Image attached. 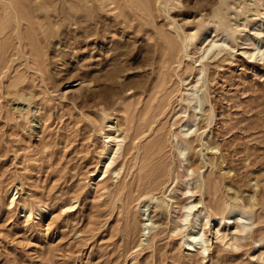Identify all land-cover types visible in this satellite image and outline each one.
I'll return each instance as SVG.
<instances>
[{"label":"rangeland","instance_id":"374dc122","mask_svg":"<svg viewBox=\"0 0 264 264\" xmlns=\"http://www.w3.org/2000/svg\"><path fill=\"white\" fill-rule=\"evenodd\" d=\"M7 1L25 9L20 15L23 32L28 30L26 17L35 19L36 45L28 43L26 53L17 40L19 29H13L18 19L1 10ZM214 1L172 0L168 13L165 3L159 9L155 0H0V264H264L261 53L251 58L244 52L251 48L238 49L240 45L205 58L209 101L204 111L210 118L200 121L203 139L184 160L200 178L222 179L217 194L203 188L206 203L214 197L222 201L253 196L257 204L245 237L234 242L227 228L224 239L212 235L206 255L190 251L180 242L182 234L172 230L175 217L164 207L172 188L182 184L184 157L173 136L182 121L171 126L182 93L174 75L156 98L150 97L152 81L162 70L154 40L170 29L173 19L194 31L201 12L209 11ZM228 7L230 23L247 24L236 32L235 43L246 33L251 36L248 46L254 47L252 32L256 20L264 19V0H230ZM261 37L264 47V34ZM200 46L196 39L177 70L192 65ZM32 57L35 63L29 61ZM173 88L171 103L162 106L163 96ZM21 92L29 98L35 94L24 103L17 96ZM112 120L126 129L125 141L120 156L101 175L103 160L112 150L105 151L103 131ZM135 129L141 130L137 138ZM158 136L164 137L161 149L146 158V146ZM209 141L220 149L206 148ZM159 169L161 182L145 187V173ZM144 204L157 225L145 237Z\"/></svg>","mask_w":264,"mask_h":264},{"label":"bare ground","instance_id":"6f19581e","mask_svg":"<svg viewBox=\"0 0 264 264\" xmlns=\"http://www.w3.org/2000/svg\"><path fill=\"white\" fill-rule=\"evenodd\" d=\"M171 1L172 0H155V2L158 4V5L157 4L156 5L158 6L159 9H161V4L165 3V10L168 13L174 7V5L168 6L169 2H171ZM174 1H176V0H174ZM19 2H21V1H19ZM229 2H230V0L229 1L228 0H216L212 3V6L210 4L211 9L207 6L208 7L207 9H210L209 11H203V8H202L203 12H201V17L198 20V23L196 25H193L196 27V29L194 31H191V29L186 30L188 28H185L183 25H181L177 21V19H173V21L170 22L171 26H170V29L167 30L168 32L167 31L159 32V35H157V37H155V40H154V45H155L154 51H155L157 60L160 62L159 68L160 69L162 68V70H160L158 77L156 79L154 78L152 81L153 82L152 93H150V97L156 98V95L160 91H162L166 87V85H168V82L173 79L174 75L179 78V80H177V82H179L180 87L178 88V86H177V88L182 93L181 97L179 98V100L177 102V106L178 107L180 106V107L175 112V114L177 115V116H175V118H177V117L178 118L174 119V121L171 123V126H173L174 124L177 123V121L179 119L182 121L180 123V126H179L180 127L179 131L178 132L173 131V136L177 142L175 144V146H176L179 154L182 157H184V159H182L183 163H182V170H181L182 184H180L178 186H174L172 188L173 189V195L170 196L168 198V200L164 203V205H165L164 207H165V209H167L169 214H171L175 217L174 222L171 223V226H172V230L174 232H177V234L178 233L182 234V236L180 237L181 244L183 243V245H185L186 249H188L190 251H195L196 253H200L203 255H206L207 253H209L210 246L212 245V242H213V241L211 242V239L213 237L212 235L216 234L217 238H219V239H224L225 235L226 236L228 235V234H225V232H223L224 229H225V231L227 228H228V230H229V228L232 229V234H233L232 238L235 239L234 242L244 238L245 232L251 227V225L253 223V221H251V219H252L251 212L254 210V206L257 204V202L251 200V198L253 196H250L249 198L245 199V198L240 197L239 195L230 196V200L226 199V200H222V201L220 199H216L214 197V198H211L210 201L206 203L205 198H204L205 191L203 190V188H205V190L209 193H212V189H213L214 190L213 192L215 194H217V191L220 189V187L222 185L221 184L223 182L222 179L220 178L219 175H212L208 178L203 176L202 178H200L199 177L200 173L197 172L195 170V168L192 167L190 164L186 165L185 164L186 162H184V160L188 158V154H189L188 150L190 148L194 147V143L197 140L203 139L201 135L204 132V130L199 132V129L201 127V126H199L200 121H202L206 118H210L209 114H205V111H204L205 107H206V106L204 107V104L207 101H209V98H208V95L206 92V89L208 87H207V83H206L207 67H206V64L204 63L205 58H207L209 53L212 51H217L216 55H218L223 49L230 48L231 50H234V49H236L237 46H240V45H241V47H239L238 49H240V48H242V49L251 48V50H246V49L244 50V52L248 53V55L251 58H255L256 54H259V53H261L262 58H264V47H263V44L261 43L262 42L261 36H262V34H264V29L259 28L261 25H264V19L259 18V20H256V22L254 23V28L256 29L255 32H252L254 34L253 38L255 39L254 47L248 46L249 44H248L247 40L251 36L247 35L246 33H244L245 35L243 34L244 36H241V38H242L241 42L239 41L238 43H235V41L238 38L236 32L244 29V27H246L247 24L244 23V25L242 27H240L241 23L240 24L237 23L236 25L230 23V21L228 19L229 18V12H228ZM28 3L29 2H27V4ZM208 3H209V1H208ZM19 5L20 4L16 5L15 3H13V1L12 2L7 1V2L3 3L4 7L1 8V10L3 13L5 10L8 14H14V17L16 19H18V23L16 24V26L13 27V29H19L18 33L16 34L17 38H18L17 40L20 43V47L23 50V52L26 53L27 50H25V49H26V46L28 45V43L32 44L33 48H35V45H36L35 44V30H37V29H35V25H34L35 19H33V17L27 18L26 17L27 15H23V17H26V20H28L29 23L27 25L28 27L26 26V28H28V30L26 32L22 31L21 26H20L21 25L20 15H22V13H24L23 11H25V9H23ZM145 5H146V2H145ZM205 5H206V3H205ZM23 7H24V5H23ZM35 8L30 9V11L28 10V12L31 13L29 16H31L32 13L35 12ZM151 12H153V11H151ZM263 14H264V11H263ZM74 16H76V15L74 14ZM143 16H145V15H143ZM77 18L78 17H76V20H77ZM23 23H24V21H23ZM64 23H65V21H64ZM4 24H6V23H4ZM25 24H26V22H25ZM85 26H87V25H85ZM7 27L8 26L6 25L4 28H7ZM181 29L183 31H181ZM13 31H12V33H13ZM81 31L82 30H80V32ZM88 31L89 30H87V32ZM169 32L171 34H169ZM181 32L184 33V35ZM36 36H38V35H36ZM47 36L49 37V35H47ZM24 38H28V41H25ZM89 39H91V38H89ZM196 39L201 41V44H202V46H200V48L202 50L201 54L192 63V65L185 63V65H183L180 68V70H177V67L179 65H181L184 61V55H182V54H185V55L190 54L189 53V47H190V45H192L196 41ZM5 40H7V38ZM208 40H209V43H207V45L204 46L203 44ZM2 41H4V40H2ZM80 41H81V39H80ZM37 42H38V40H37ZM41 42H43V41H41ZM10 43H11V41H10ZM38 43H40V42H38ZM1 48H2V46H1ZM11 49H10V52H11ZM18 49H19V46H18ZM5 50H7V48ZM8 50H9V48H8ZM3 51H4V49H3ZM150 51H153V50H150ZM6 53H8V51ZM0 55H2V54L0 53ZM11 55H12V53H11ZM40 56H39V58H40ZM3 58H4V56H3ZM31 60L33 61V63H35V57H32L29 59V61H31ZM43 60H45V59H43ZM198 60H199V62H197ZM22 61H24V60H22ZM164 67H167L170 70H163ZM173 67H175L174 72L171 70V69H173ZM20 70H22V69H20ZM28 75H29V73H28ZM11 76H14V75H11ZM13 79H14V77H13ZM19 82L20 81H16V84ZM7 89H9V88H7ZM22 89H23V87H22ZM19 90L22 91L21 88L20 89L18 88V91ZM30 90H32V89H29L28 91L30 92ZM174 90H175L174 88L171 90H167L166 96L165 95L163 96L164 97V99L162 100L163 103L161 102L162 106H165V105L171 103V100H169V97L170 98L172 97V93L174 92ZM14 92H15V90H14ZM26 94H27V92L18 93V95H17L18 99H21L22 102L24 101V103H27L26 101L31 99L35 93L34 92L32 93L31 98H29V96H27ZM30 101H32V100H30ZM98 101H99V99H98ZM103 102H105V101H103ZM183 102H185V103H183ZM30 104H31V102H30ZM15 108L20 109L19 106H15ZM173 117H174V115H173ZM107 126H108L106 129L107 131L104 132L102 130L103 133H105V134H103L105 137V141H106L105 151L107 149H110V148L112 150L110 151L108 157L103 160L102 167L100 168V174L101 175L105 174L108 170H110L111 165H113L115 163V161L117 160V158L120 156L121 149H122V147L124 145V141H125L126 129L119 126L117 121L112 120L107 124ZM140 133H141V130H136L134 133L135 135L133 134V138H137V136ZM163 141H164V137H162V136L156 137V139L153 142L149 143L146 146L145 154H143V156L145 155L146 158L155 156L156 153H158V151L161 149ZM201 143H202V141H201ZM202 144H204V142ZM206 148L212 149V150H214V149L219 150L220 146L218 143H215L213 141H211V142L209 141ZM116 172L119 173L120 171L118 169H116ZM147 173H145L146 175L143 177V180H142V183L145 187L149 188V187L154 186V184L156 182L157 183L161 182L159 179L160 175L163 174V171L161 172V169H159L156 173L151 172V174L148 173V175H147ZM196 173H197V175H195ZM196 177H198V178L195 179ZM174 181L175 180L172 178L170 185H172L174 183ZM179 196H183V197H185V199L188 198L189 200H187L185 202L183 201V203H180L179 202L180 200L178 201V199H177ZM16 197H17L16 193H13L12 197H11L12 203L16 202ZM152 197H154V196H152ZM175 197H177V198H175ZM71 206H73V205H71ZM41 207L44 208L45 206L41 205ZM22 210L30 213V215L32 214V210L29 209L28 207H24ZM225 210H228L227 214H225ZM142 214H143L142 218L144 220L142 235H143V237H145V235L151 231V227L155 228L157 225L155 223V220L152 219L153 215L149 211L148 204H144V207L142 208ZM142 239H145V238H142ZM258 242H259V240H258Z\"/></svg>","mask_w":264,"mask_h":264}]
</instances>
